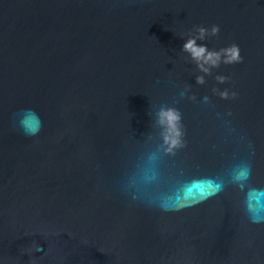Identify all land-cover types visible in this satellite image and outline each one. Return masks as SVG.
Here are the masks:
<instances>
[{"label": "water", "instance_id": "water-1", "mask_svg": "<svg viewBox=\"0 0 264 264\" xmlns=\"http://www.w3.org/2000/svg\"><path fill=\"white\" fill-rule=\"evenodd\" d=\"M213 24L244 59L206 75L183 44ZM249 197L264 217V0H0V264H264Z\"/></svg>", "mask_w": 264, "mask_h": 264}, {"label": "clouds", "instance_id": "clouds-1", "mask_svg": "<svg viewBox=\"0 0 264 264\" xmlns=\"http://www.w3.org/2000/svg\"><path fill=\"white\" fill-rule=\"evenodd\" d=\"M194 35L190 36L185 43L183 44V51L190 54L192 60L197 64V67L206 75L212 74L213 68H218L221 63L224 64H235L243 61V57L240 54V47L238 44L233 43L229 46L222 47L219 50L213 48L209 49L207 44H198L197 41H204L209 37H218L221 31L219 24H213L211 28H208L203 25H197L193 29ZM215 79L219 83H225L229 77L225 75H216ZM198 84H204L205 76L198 75L196 77ZM213 92L219 95L222 99H228L230 96L235 97L236 92H229L227 88L224 90L217 88L213 89ZM186 93H181L185 95ZM192 99H195L193 95ZM31 111V110H29ZM159 123L163 126L164 129V139L165 143L169 145L168 151L175 153V150L185 146L186 142L184 141V136L186 131L182 123V115L179 109L174 107L161 108L159 112ZM21 127L25 135L35 136L38 135L40 130L43 127L42 122L38 127H26L21 124ZM251 169L247 164L237 165L231 174V183L237 185L241 189L244 188L245 184L250 178ZM223 181L217 185L216 191L223 189ZM258 191V190H250ZM246 208L250 212V219L253 223H260L264 221L258 211H254V205L251 202V198H246ZM40 245H36L35 250H40Z\"/></svg>", "mask_w": 264, "mask_h": 264}, {"label": "snow or ice", "instance_id": "snow-or-ice-1", "mask_svg": "<svg viewBox=\"0 0 264 264\" xmlns=\"http://www.w3.org/2000/svg\"><path fill=\"white\" fill-rule=\"evenodd\" d=\"M31 126H35L34 123L31 125ZM212 190V186H200V185H197L195 186L194 189H190L189 190V195H197V194H204L208 191H211Z\"/></svg>", "mask_w": 264, "mask_h": 264}]
</instances>
